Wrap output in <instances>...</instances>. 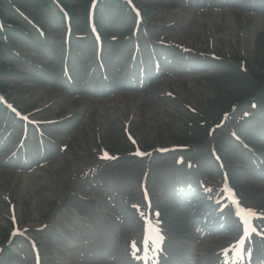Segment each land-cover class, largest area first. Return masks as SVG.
I'll return each mask as SVG.
<instances>
[{"label":"rangeland","instance_id":"rangeland-1","mask_svg":"<svg viewBox=\"0 0 264 264\" xmlns=\"http://www.w3.org/2000/svg\"><path fill=\"white\" fill-rule=\"evenodd\" d=\"M154 2L152 13L154 20L160 25L172 24L165 30L159 29L167 36L165 40L170 38L190 48L203 49L205 52H208L211 47L212 50L223 52L224 57L231 58V60H236L238 57L241 62L244 58H249L253 62L264 56V38L259 39L260 35L264 37L263 12L249 15L248 11H231L220 17L207 14L192 15L186 8L174 4L179 1L166 3L165 0H154ZM37 15L41 16V13H36ZM58 43L57 45H60ZM11 47L12 45L9 46L10 50ZM16 49L29 61L46 63L49 70H52V74H55L56 71L53 68L57 67L54 65V59L58 57L57 54L53 55V60H49L45 56V52L35 50L36 48H31L28 44L25 47L18 46ZM243 81L244 78H239L233 73L216 75L213 79L207 80L188 75L166 83L158 87L155 92L142 98L122 96L99 108H95V103L91 101L68 99L59 87L49 84L48 81L46 84L38 83V87H32V90H28L29 87H26L25 81H22L23 84H19L17 89L24 88V91L20 92L23 96L32 94L31 103L36 106H45L48 101L52 103L44 113L62 116L68 111L80 110L84 116L79 126L81 128L80 136L76 140H72L71 149L77 159L74 166L69 167L72 160L67 158L49 171L45 170L41 175L32 178L15 176L11 173L0 175V240L4 238L9 225L4 215L8 209V204L3 199L4 192H10L16 207L19 208L23 223L31 225L32 223L26 221L35 220L34 216L46 218L51 213L50 209L59 200H63L67 194L72 193L71 191H76L84 197H93L94 201L81 204L75 202L76 199L69 201L67 198V203L75 202L76 206L84 209L88 219L98 220L100 228H102L100 224L102 222L104 228L109 227L112 230L117 228L122 233L124 224L118 222L116 218L113 220L110 216V213L117 208L112 199L118 198L122 204H125L126 201L131 202L139 199L140 168L143 165L139 162L133 163L129 156H125L128 161L97 166L98 162L91 157L88 161L84 156L89 155L98 147V140L116 152L129 151L131 147L123 134L124 122L128 120H131L132 131L146 149L158 145L165 146L184 142L183 137L186 136V133L183 134V131L187 127L186 121L194 118L188 113L184 104L187 102L199 111L205 107L204 109H207L205 115L210 118L214 99L217 97L219 99L215 102L220 99L226 102V90H236L239 83ZM169 91L172 96H169ZM239 119L234 117L229 119L226 127L238 123ZM221 151L222 154L225 153V151ZM203 156H206L204 150H198L192 156L194 158L191 157V159L197 162ZM230 158L231 156L228 157V159ZM170 163L174 162L162 159L155 161L152 166L150 179L152 180V190L156 194L162 193L164 190V187L157 189L160 183L164 186L170 182L168 173ZM240 164H243L242 161ZM84 169L85 173L83 174ZM69 172L73 173L71 177L67 176ZM246 200L255 205H261V207L264 206L261 204L263 201H261L260 195L255 191L247 195ZM100 209H103L105 215H108L106 220L97 218ZM177 217L175 216V218ZM178 223L176 222L174 226L176 227ZM110 252L108 251L107 254L110 255ZM15 259L21 263L23 256L15 257Z\"/></svg>","mask_w":264,"mask_h":264},{"label":"bare ground","instance_id":"bare-ground-1","mask_svg":"<svg viewBox=\"0 0 264 264\" xmlns=\"http://www.w3.org/2000/svg\"><path fill=\"white\" fill-rule=\"evenodd\" d=\"M189 253H190L189 250H185V251H184V250H181V252H180V251L177 252L178 255H183V256H184V255H188Z\"/></svg>","mask_w":264,"mask_h":264},{"label":"snow or ice","instance_id":"snow-or-ice-1","mask_svg":"<svg viewBox=\"0 0 264 264\" xmlns=\"http://www.w3.org/2000/svg\"><path fill=\"white\" fill-rule=\"evenodd\" d=\"M249 211V214L250 215H252V216H255L256 214L254 213V212H251V210H248ZM156 236H157V240L159 239V235H158V233L156 234Z\"/></svg>","mask_w":264,"mask_h":264}]
</instances>
